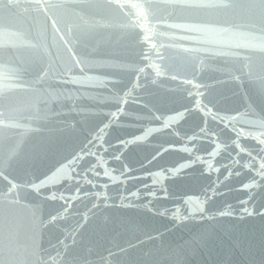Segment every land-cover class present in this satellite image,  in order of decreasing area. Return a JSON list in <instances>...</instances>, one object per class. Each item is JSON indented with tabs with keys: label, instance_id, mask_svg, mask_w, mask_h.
I'll return each mask as SVG.
<instances>
[{
	"label": "water",
	"instance_id": "95a60500",
	"mask_svg": "<svg viewBox=\"0 0 264 264\" xmlns=\"http://www.w3.org/2000/svg\"><path fill=\"white\" fill-rule=\"evenodd\" d=\"M261 92L264 0H0V260L42 216L48 264H264ZM19 123L45 128L9 168Z\"/></svg>",
	"mask_w": 264,
	"mask_h": 264
},
{
	"label": "clouds",
	"instance_id": "9594fccd",
	"mask_svg": "<svg viewBox=\"0 0 264 264\" xmlns=\"http://www.w3.org/2000/svg\"><path fill=\"white\" fill-rule=\"evenodd\" d=\"M145 18L132 20L131 16H129L130 26L133 28L140 29L142 33L147 35L148 33L153 31V28L150 26L147 29L141 28V24ZM143 39V36H141ZM113 59L118 60H125L128 57L114 54L112 55ZM256 100L259 102L260 105L264 106V92L256 94ZM248 104L251 105L250 110L248 111V115L251 117L250 120L244 121L246 125H255L256 130H252L250 127H245L239 129L237 132L238 137H243L245 139H249L254 141L259 147L257 149L258 153L264 154V107L257 108L253 103L251 97L249 98ZM31 119V118H30ZM22 129L21 135L23 137L22 141L18 143L13 150L12 156L9 158V163L7 167H12L14 163H19L24 161L25 159V152L28 146L27 142L33 136H40L44 132L45 124L37 123L35 127L31 124H23L19 123L16 125ZM237 147L241 152H247L246 149L241 144L237 143ZM250 154V153H249ZM255 159V157H253ZM259 163V168L256 170L257 175L261 178H264V155H261ZM245 167H248L246 164ZM5 180H8V177L5 176L3 173H0ZM68 176L57 177L56 171L54 169H49L48 173H46L43 178L39 179V181H32L31 183L25 182L23 185L9 180V184L11 185L7 191L4 193L5 199L8 198L9 193H14L18 189L23 188L25 191L28 192H36L37 196H44L42 189L44 187H49L52 184H59L62 182L63 179H68ZM250 183L255 184V181H251ZM48 199H57L56 193H51ZM13 201H9L12 203ZM189 215L186 219H191L195 217L196 214L201 213L204 211L203 208H199L196 213H193L191 209L188 210ZM44 221L42 216H36L35 219L32 221V227L35 230L28 238L29 243L28 245L19 244L16 241V230L13 229L11 233L6 234L5 236V244L3 248V257L0 260V264H48V261L44 259V257L40 254V239H39V229L42 227ZM9 237H11L9 239ZM30 249L27 254H25V248ZM10 252L15 253V255H10Z\"/></svg>",
	"mask_w": 264,
	"mask_h": 264
},
{
	"label": "snow or ice",
	"instance_id": "6c2138e0",
	"mask_svg": "<svg viewBox=\"0 0 264 264\" xmlns=\"http://www.w3.org/2000/svg\"><path fill=\"white\" fill-rule=\"evenodd\" d=\"M140 138H142V137H140ZM140 138H138V139H140ZM125 143H127V141H126ZM188 166H189L188 162L180 163L178 166H175V167L173 168V172H179L181 169H184V168H186V167H188ZM165 171H167V170H165ZM156 176H158V177L161 178V187H163L162 178H163L164 176L161 175V174H159V173H158ZM153 183H154V184L157 183V180H156L155 178L153 179ZM245 187H249V185H245ZM193 198H194V197H189L188 200H191V199H193ZM187 202H188V201L186 200L185 203H187ZM201 203L203 204V203H205V201H204V200H201ZM201 208L204 209V207H201ZM176 218H177V217H176Z\"/></svg>",
	"mask_w": 264,
	"mask_h": 264
}]
</instances>
